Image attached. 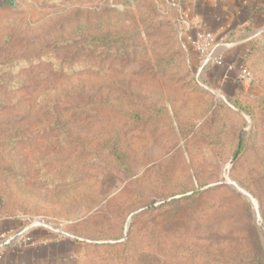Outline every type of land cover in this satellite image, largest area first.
<instances>
[{"label":"rangeland","instance_id":"1","mask_svg":"<svg viewBox=\"0 0 264 264\" xmlns=\"http://www.w3.org/2000/svg\"><path fill=\"white\" fill-rule=\"evenodd\" d=\"M0 3V225L55 264H264V28L215 130L174 0Z\"/></svg>","mask_w":264,"mask_h":264},{"label":"crops","instance_id":"2","mask_svg":"<svg viewBox=\"0 0 264 264\" xmlns=\"http://www.w3.org/2000/svg\"><path fill=\"white\" fill-rule=\"evenodd\" d=\"M174 3L179 6L189 25L182 42L184 49H192L191 40L199 32L213 34L220 44L217 53L224 56V64L207 68L201 77L218 88L224 97L236 96V91H239L236 81L238 72L242 69V57L249 41L264 28V0H174ZM235 37H242L243 40L224 43ZM193 58L196 59L195 56ZM194 62L197 66L198 56ZM230 64L233 65V70L228 71ZM239 82L243 89L249 88L247 84ZM10 231L13 229L0 225V235ZM43 237H46L43 232H32L22 245L0 254V264H55L58 254L61 253L62 257L70 252L71 246L66 241L37 243Z\"/></svg>","mask_w":264,"mask_h":264},{"label":"built area","instance_id":"3","mask_svg":"<svg viewBox=\"0 0 264 264\" xmlns=\"http://www.w3.org/2000/svg\"><path fill=\"white\" fill-rule=\"evenodd\" d=\"M177 23L180 28V37L183 41L185 39L186 33L189 30V25L186 19L183 18L182 14L179 15ZM191 48L198 56L199 63L196 69V77L200 78L201 74L209 67L221 66L224 64V56L217 53V48L220 44L216 41V38L211 33L199 32L195 35L190 43ZM228 71L233 70V65H228ZM237 80L242 83H252V77L246 69H240L237 75ZM40 224L34 223L28 227L16 231V232H6L0 235V254L4 253L7 249L14 247V245H20L24 242V235L29 230H35L39 228ZM45 229V227H42Z\"/></svg>","mask_w":264,"mask_h":264},{"label":"trees","instance_id":"4","mask_svg":"<svg viewBox=\"0 0 264 264\" xmlns=\"http://www.w3.org/2000/svg\"><path fill=\"white\" fill-rule=\"evenodd\" d=\"M1 7H3V4L0 3V8ZM257 45H258V42L256 40L249 41V46L247 48V51H246L245 55L242 57V60H241V63H242L241 64L242 65L241 68L242 69L244 68V69L247 70V68L249 67L248 61L250 63L251 60H252V58L256 55ZM185 51H186L185 54L190 55V63L194 66L195 73H196L197 66H196V63L194 62V60L197 59V55L193 51V49H185ZM194 56H195L196 59L193 58ZM236 82H237L236 83V88H238L239 91H242L243 86H241L240 84H238V81H236ZM245 84H247V87H249V88L252 87V85H253V83H245ZM226 97H228L229 100L230 99L233 100V104H232V102H231V105H220L219 103H216V102L215 103H211L210 112H208V111L206 112V119H209L210 122L212 123V129H215L216 130V127H217L218 124L221 125V128L222 129H225V127H223L224 124L227 123V125H228L229 124L228 123V120L233 117L232 109H233V106L236 103V100H234L233 98H231L229 96H226ZM233 97H235V96H233ZM204 115H205V111L203 112V118H204ZM178 128H179V126H178ZM214 136H216L215 133H214ZM241 147L242 146H241V142H240L236 146V151L234 153V156L235 157L241 151Z\"/></svg>","mask_w":264,"mask_h":264},{"label":"water","instance_id":"5","mask_svg":"<svg viewBox=\"0 0 264 264\" xmlns=\"http://www.w3.org/2000/svg\"><path fill=\"white\" fill-rule=\"evenodd\" d=\"M7 1H9V3L12 5V0H7ZM262 32V31H261ZM260 32V33H261ZM233 161H230V163L229 164H231ZM149 208H153V206H151V207H149ZM125 239V238H124Z\"/></svg>","mask_w":264,"mask_h":264}]
</instances>
